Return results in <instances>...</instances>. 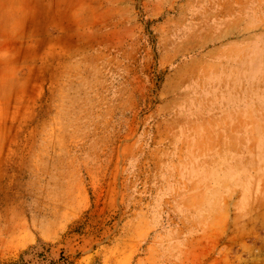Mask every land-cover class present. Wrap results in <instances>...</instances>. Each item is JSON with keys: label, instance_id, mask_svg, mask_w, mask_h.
Returning a JSON list of instances; mask_svg holds the SVG:
<instances>
[{"label": "rangeland", "instance_id": "rangeland-1", "mask_svg": "<svg viewBox=\"0 0 264 264\" xmlns=\"http://www.w3.org/2000/svg\"><path fill=\"white\" fill-rule=\"evenodd\" d=\"M264 264V0H0V264Z\"/></svg>", "mask_w": 264, "mask_h": 264}, {"label": "trees", "instance_id": "trees-1", "mask_svg": "<svg viewBox=\"0 0 264 264\" xmlns=\"http://www.w3.org/2000/svg\"><path fill=\"white\" fill-rule=\"evenodd\" d=\"M24 256L25 255H22L20 258H19V260L18 261H16V262H11V263H6V264H32V260H40V261H42V262H44L45 261V259H44V257H43V254L42 253H33V255H32V259H29V260H24L25 258H24Z\"/></svg>", "mask_w": 264, "mask_h": 264}]
</instances>
